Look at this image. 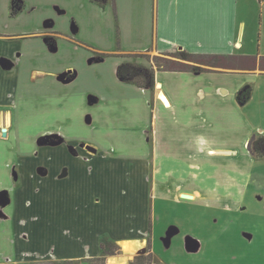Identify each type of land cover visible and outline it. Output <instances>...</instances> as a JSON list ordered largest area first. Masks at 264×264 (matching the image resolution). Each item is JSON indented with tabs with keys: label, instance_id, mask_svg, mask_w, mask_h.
<instances>
[{
	"label": "crops",
	"instance_id": "obj_1",
	"mask_svg": "<svg viewBox=\"0 0 264 264\" xmlns=\"http://www.w3.org/2000/svg\"><path fill=\"white\" fill-rule=\"evenodd\" d=\"M3 1L0 43L15 55L0 53V245L4 241L14 245L11 252L19 261L16 264L23 263L21 256L30 260L27 264H90L77 254L78 246L92 245L93 256L100 257L102 238L118 244L140 237L153 225L150 210L157 195H171L175 201L181 194L201 199L199 195L209 188L217 197L214 201L230 198L232 187L216 182L224 180L229 185L228 178L237 176L236 160L253 155L249 144L256 134L244 111L252 92L246 102L238 103L237 94L246 86L230 80L228 74L236 71L155 69L154 87L140 88L120 81L116 69L121 61L142 53L186 50L240 55L236 52L241 50L245 23L238 19L239 0H106L103 7L93 0H66L67 7L60 6L59 14L75 24L80 39L38 27L35 11L47 10L44 14L49 18L48 11L53 13L52 6L60 2L17 0L18 9L12 15L13 0ZM79 7L113 17L119 53L98 51L89 45L93 40L81 36L87 23L76 14ZM95 24L87 26L92 34L100 32ZM46 33L56 35L53 46L46 41ZM60 38L84 47L96 58L107 55L94 63H77L80 66L97 64L104 73L99 64L112 57V82L118 91L106 88L101 80L102 91L78 94L70 89L75 75L68 71L76 63L68 61L64 63L73 66L67 72L51 69L58 86H64L51 110L46 107L51 99L42 111L34 104L27 107L33 93L23 91L16 81H42L46 72L40 63H48L50 52H56V65L61 66ZM128 42L131 48H124ZM128 55L132 57H123ZM65 73L66 79L60 76ZM10 92L16 93L15 100L6 103ZM112 103L117 104L120 116L129 118L115 120ZM78 113L86 116L82 123L87 130L67 134L81 118L73 119ZM47 133L58 137L63 151L90 147L95 152L82 150L80 156L70 158L61 150L56 155V146L39 144ZM41 167L46 168L45 177L38 175ZM240 170L239 178L245 181L246 170ZM212 178L216 182L209 187L206 181ZM2 195L9 202L2 203Z\"/></svg>",
	"mask_w": 264,
	"mask_h": 264
},
{
	"label": "rangeland",
	"instance_id": "obj_2",
	"mask_svg": "<svg viewBox=\"0 0 264 264\" xmlns=\"http://www.w3.org/2000/svg\"><path fill=\"white\" fill-rule=\"evenodd\" d=\"M55 2H60V5L56 6V4H54L52 6L53 13L48 11L50 14L49 18L44 14L47 10H45L44 13H41L40 10L35 11L40 19L38 27L42 31L58 29L57 31L67 36L80 39L76 36L78 31L76 30L75 24L66 21L63 15L59 14L60 6L67 7L68 2H66V0H55ZM16 5L17 4L13 7L15 12L18 9ZM2 7L4 9V1L0 0V13H3ZM79 11L80 13L76 14H80L82 20H85L87 23L85 28L81 31V36L94 41L93 44L89 45L93 46L94 49L96 48L98 51L119 53L118 49L115 50L113 17H111L109 13L102 15L97 12V10L95 12L91 8L81 9L79 7ZM31 15L34 17L36 16L33 13ZM238 19L245 23V30L243 32V39H241L242 45L238 47L241 48V50L236 53L240 55L264 57V0H239ZM3 20L4 17H0V24L3 23ZM49 21L50 23H48ZM90 23H96L97 26L100 27V32L92 34L91 29L87 27ZM100 33L105 37L97 36ZM46 34H48V37L45 39H47L46 41L48 43H50V41L56 43V35L54 33ZM60 39H63L60 40L63 52L62 56L59 57L60 63H62L61 66L56 65V52L49 49L54 52L49 51L48 63L46 61L45 63H40L42 69L46 72L43 75L42 81L38 82L37 80H31L28 83H26L27 80L25 81L23 79H21V81H16V84L19 85L23 91L27 90L33 93L32 99L27 101V107H31V105L34 104L33 106L39 108V112L43 110L42 107L46 106L48 100L51 99L46 106L51 110L53 105L52 102L56 100L58 92L64 90L63 85L58 86L59 84L56 83V75L52 76L51 69L53 67L60 70L64 68L62 70L67 72V67L69 65L73 66L72 63H64L68 61L76 63V65H74L76 68H72V71H68L75 75L72 81L74 85H72L70 89L78 92V94L86 92L85 94L87 95H93V93L102 91V85H100L101 80L105 82L106 88L108 87L110 90L113 89V92L118 91L112 82L113 73L111 68L112 61L114 60L112 57L108 58L106 63L99 64L101 68L103 66L102 69L104 73L101 69L99 70L97 64H90V66L85 64L84 66H80L77 63H94L102 58H96L95 54L82 46H76L64 38ZM124 48H131V44L128 42ZM13 50H15L14 47ZM11 51L12 50H9L0 43V53L15 55L14 51ZM157 55L161 54L142 53L138 58L125 59L124 61L135 60L139 64L151 67L152 58ZM91 65L94 66L92 67ZM218 70H221V72L236 71L228 74L230 80L241 82L244 87L249 86L252 97L244 105V111L254 127V130H256V134L252 137L255 139L260 136L264 137V71L255 70L256 72H242L240 70L217 69V71ZM67 75L68 74L65 73L60 76H64L66 79ZM98 75L102 79L98 78ZM38 77L36 79H41L42 75ZM46 93H48V98L45 100L44 96H46ZM15 94L13 92L8 93L6 97L8 101L5 100V102L9 103L15 100ZM120 95L122 94L120 93ZM29 96L28 98H30ZM113 97L115 96L113 95ZM76 100L79 101L80 99ZM114 100H117V98ZM97 110L99 111V109ZM54 111L56 112V110ZM110 111L115 114V120L124 118L127 120L128 115L120 116L122 113L117 111V104L112 103ZM93 112H95V109H93ZM78 114L79 115L75 114L73 119L81 117V113ZM85 117L79 118L78 121L75 120L73 130L70 131L68 129L66 131L67 134H73V132L78 134L85 133L84 131L87 130L83 124L85 123ZM131 119L130 117V120ZM87 126L88 125H86V127ZM1 135L5 137L3 129L1 130ZM50 135H54V133L43 134V137L47 136V138H41L39 143L56 146V155H58L59 152L64 150V147L59 146L60 141L58 137ZM253 138L251 139L253 140ZM250 149L253 155L249 158H237L236 161L239 162V164L236 165L237 176L232 175L231 178H228L231 179L229 185L227 182H223L224 180L216 182L214 181L215 178L206 181V185L209 187L214 185L215 182L217 185L226 183L224 185L225 187H232L231 193H229L231 195L229 199L214 201L213 198L217 199V197L212 195V192L207 191L209 188L205 189V192L199 195L201 199L194 197L196 200H194L193 197L191 199H184L181 198L180 195V197L177 198L178 201H175L171 195L169 197H160L157 195L155 197L156 200L153 201V205H155L153 206V212L152 208L150 210V215L154 213L153 225H150V228L142 233L140 237H129L119 241L118 244H114L115 247L113 249L115 255L112 256H104L101 252V245L100 257L93 256L94 251L92 250V245L87 247H85V245H77L80 247H77V254L80 258H88L87 261L90 264H109L108 261L112 257H124L125 260L119 264H264V158L254 154L253 145ZM82 150L89 152L86 147H83ZM82 150L70 149V153L68 150H65L63 154L72 158L71 156H80ZM1 155H3V153H1ZM240 166L244 167L246 170L245 181H241L239 178L241 176L240 168H242ZM38 172H40L38 175L44 177L47 174L46 168L44 167L39 168ZM60 172L59 169L58 173ZM37 189H40V186ZM2 196V200L9 202L8 196ZM122 197H124V195H122ZM236 205L239 207L237 206V208H235ZM1 233L3 234L2 230ZM124 241H132V244L134 243L133 241H136L137 243L135 248L126 251L122 247V242ZM12 249L15 251L14 245L12 246L5 241L1 243L0 264H16L15 262H19L16 260L15 256L12 255ZM143 249L145 250L141 253ZM88 255H91L92 258L90 259ZM24 257L25 256H21L22 264H27L26 262L30 260L25 261ZM51 257L50 255V258Z\"/></svg>",
	"mask_w": 264,
	"mask_h": 264
},
{
	"label": "trees",
	"instance_id": "obj_3",
	"mask_svg": "<svg viewBox=\"0 0 264 264\" xmlns=\"http://www.w3.org/2000/svg\"><path fill=\"white\" fill-rule=\"evenodd\" d=\"M100 6H104L106 0H93ZM17 0L11 2V14L14 15V5ZM53 43V42H52ZM106 54H100L97 58H103ZM137 56V55H136ZM135 56V57H136ZM131 58L132 56H123ZM152 66L123 61L117 66V78L128 84L140 88L154 87L155 69L159 71L206 73L215 72L217 69L240 70V71H264V57L249 55H224V54H196L186 50H175L173 52L161 53L152 58ZM251 90L246 86L237 94L238 103L246 102L250 97ZM253 151L258 157L264 158V137L260 136L253 141ZM101 249L104 256L115 255L114 243L108 238L101 239Z\"/></svg>",
	"mask_w": 264,
	"mask_h": 264
},
{
	"label": "bare ground",
	"instance_id": "obj_4",
	"mask_svg": "<svg viewBox=\"0 0 264 264\" xmlns=\"http://www.w3.org/2000/svg\"><path fill=\"white\" fill-rule=\"evenodd\" d=\"M136 243L137 242H135L133 244L131 242H123L122 243V247H123L124 250H126V251L129 250L130 251V250H132V248H135ZM124 260H125L124 257H122V258H114V257H112L108 262H109V264H119V263L123 262Z\"/></svg>",
	"mask_w": 264,
	"mask_h": 264
},
{
	"label": "water",
	"instance_id": "obj_5",
	"mask_svg": "<svg viewBox=\"0 0 264 264\" xmlns=\"http://www.w3.org/2000/svg\"><path fill=\"white\" fill-rule=\"evenodd\" d=\"M3 132L5 133V129H3ZM50 136H54V135H50ZM42 138H47V136H44V137H42ZM40 145H48V144H41V143H39ZM86 149L87 150H89V151H91V152H95V150L94 149H92V148H90V147H86ZM72 150V149H71ZM1 198H3V196H1ZM181 198H184V199H191L192 198V195H189V194H181ZM3 201L4 200H2V203H3ZM144 250L145 249H143L142 251H141V253H143L144 252Z\"/></svg>",
	"mask_w": 264,
	"mask_h": 264
},
{
	"label": "flooded vegetation",
	"instance_id": "obj_6",
	"mask_svg": "<svg viewBox=\"0 0 264 264\" xmlns=\"http://www.w3.org/2000/svg\"><path fill=\"white\" fill-rule=\"evenodd\" d=\"M16 13V12H15ZM52 41H50V43H48L50 46H52L54 43H51ZM255 138H253V140L250 142V147L252 148V145H253V141H254ZM251 150V149H250Z\"/></svg>",
	"mask_w": 264,
	"mask_h": 264
}]
</instances>
